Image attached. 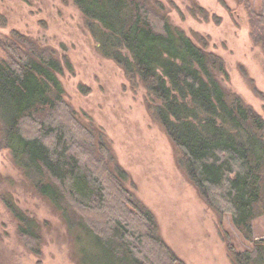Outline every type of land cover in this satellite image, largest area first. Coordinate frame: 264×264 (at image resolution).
Masks as SVG:
<instances>
[{"label":"trees","instance_id":"trees-1","mask_svg":"<svg viewBox=\"0 0 264 264\" xmlns=\"http://www.w3.org/2000/svg\"><path fill=\"white\" fill-rule=\"evenodd\" d=\"M73 2L100 53L154 98L155 118L205 201L252 244L230 246L234 263L264 264V239H254V222L264 216V117L223 87L222 57L173 26L156 0ZM260 20L264 26V5ZM8 51L0 61V147L11 150L30 185L60 214L78 263L185 264L154 233L127 171L66 100L61 76L69 60L35 45ZM4 201L26 246L40 256V224Z\"/></svg>","mask_w":264,"mask_h":264},{"label":"rangeland","instance_id":"rangeland-1","mask_svg":"<svg viewBox=\"0 0 264 264\" xmlns=\"http://www.w3.org/2000/svg\"><path fill=\"white\" fill-rule=\"evenodd\" d=\"M169 22L224 60L223 87L264 117V0H156ZM49 49L69 60L61 80L66 100L101 136L114 162L129 174L127 186L155 221V234L185 264H235L230 250L252 244L229 215L212 209L180 165V151L155 118L154 98L104 57L73 0H0V61L8 46ZM4 197L34 218L43 235L35 255L19 234ZM264 239V216L254 222ZM231 246V247H232ZM60 214L30 185L11 150L0 147V264H79Z\"/></svg>","mask_w":264,"mask_h":264}]
</instances>
